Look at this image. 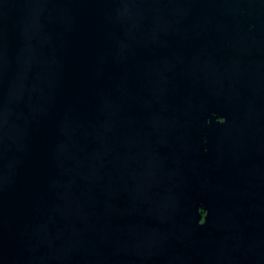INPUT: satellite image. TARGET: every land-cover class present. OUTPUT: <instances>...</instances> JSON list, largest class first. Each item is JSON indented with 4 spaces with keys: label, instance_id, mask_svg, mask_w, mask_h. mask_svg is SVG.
Wrapping results in <instances>:
<instances>
[{
    "label": "water",
    "instance_id": "water-1",
    "mask_svg": "<svg viewBox=\"0 0 264 264\" xmlns=\"http://www.w3.org/2000/svg\"><path fill=\"white\" fill-rule=\"evenodd\" d=\"M0 264H264V0H0Z\"/></svg>",
    "mask_w": 264,
    "mask_h": 264
}]
</instances>
